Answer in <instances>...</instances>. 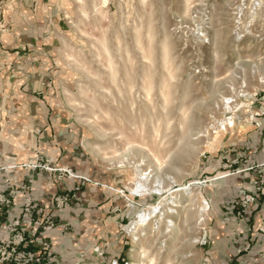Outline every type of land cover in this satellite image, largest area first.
Listing matches in <instances>:
<instances>
[{"label":"rangeland","instance_id":"obj_1","mask_svg":"<svg viewBox=\"0 0 264 264\" xmlns=\"http://www.w3.org/2000/svg\"><path fill=\"white\" fill-rule=\"evenodd\" d=\"M42 2L57 64L45 94L87 156L64 170L69 207L86 187L119 191L107 264H264L253 244L264 225L249 224L264 166L246 150L264 116V0ZM245 167L250 188L223 178Z\"/></svg>","mask_w":264,"mask_h":264},{"label":"crops","instance_id":"obj_2","mask_svg":"<svg viewBox=\"0 0 264 264\" xmlns=\"http://www.w3.org/2000/svg\"><path fill=\"white\" fill-rule=\"evenodd\" d=\"M44 7L42 0H0V165L6 167L0 172V191H22L13 206L15 214L22 207L23 191H30L42 215L54 216L55 196L69 193L74 183L64 170L77 168L87 156L81 151L80 128L71 124L70 113L53 106L45 94L57 64L50 41L55 19ZM256 113L261 117H254L250 124L246 150L264 166V116ZM36 163L51 169L35 167ZM245 168L223 178L245 180L248 189L253 173ZM56 178L61 181L56 183ZM118 194L100 186L86 187L72 207L59 213L50 236L61 264H107L115 257L107 248L109 243L105 248L100 240L117 227L107 213L117 206ZM260 199L251 210L249 224L264 225V195ZM244 229L245 225L239 226L238 239L243 244L247 242ZM231 230L224 233L228 243L233 239ZM117 237L111 246L119 245ZM253 244L256 259L264 261V233ZM97 245L103 253L96 251Z\"/></svg>","mask_w":264,"mask_h":264},{"label":"built area","instance_id":"obj_3","mask_svg":"<svg viewBox=\"0 0 264 264\" xmlns=\"http://www.w3.org/2000/svg\"><path fill=\"white\" fill-rule=\"evenodd\" d=\"M34 166L51 169L47 164L36 163ZM5 169L0 165V172ZM260 177L259 181H254L253 191L264 193V174ZM20 192L0 191V264H61L50 236L56 226L54 216L48 213L42 215L30 191H23L22 207L18 213H13ZM249 200H255V196L251 195ZM69 205V197L65 194L55 196V210L68 208Z\"/></svg>","mask_w":264,"mask_h":264},{"label":"bare ground","instance_id":"obj_4","mask_svg":"<svg viewBox=\"0 0 264 264\" xmlns=\"http://www.w3.org/2000/svg\"><path fill=\"white\" fill-rule=\"evenodd\" d=\"M160 207L159 204L157 205H153L151 206L150 209H146L144 210L142 213H140V221L144 222L146 221L147 218L151 217L153 215L154 212H156L158 210V208Z\"/></svg>","mask_w":264,"mask_h":264}]
</instances>
